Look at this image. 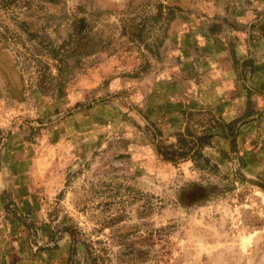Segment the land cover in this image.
Here are the masks:
<instances>
[{
    "label": "rangeland",
    "instance_id": "1",
    "mask_svg": "<svg viewBox=\"0 0 264 264\" xmlns=\"http://www.w3.org/2000/svg\"><path fill=\"white\" fill-rule=\"evenodd\" d=\"M213 35L233 121L175 107ZM0 264H264V0H0Z\"/></svg>",
    "mask_w": 264,
    "mask_h": 264
},
{
    "label": "crops",
    "instance_id": "2",
    "mask_svg": "<svg viewBox=\"0 0 264 264\" xmlns=\"http://www.w3.org/2000/svg\"><path fill=\"white\" fill-rule=\"evenodd\" d=\"M221 10H217V8L213 7L210 10L209 15H214L221 13ZM231 28V27H230ZM233 30V28H231ZM235 34L238 33V30H235ZM221 36L213 35L210 40L211 42L218 44L219 48L223 52V56H217L215 51L214 54L209 58H202L200 56H187L183 63L189 64L190 68L193 70L192 64H197L199 69L203 63L208 67V64H211L212 70L219 69L221 71V76L216 78L213 82L209 83L205 89L208 90H200V86L197 85L199 96L192 97L193 95V81L190 77L181 76L180 84L174 82L173 94L176 95L174 101L177 105L175 107L179 110H191L197 107H212L216 111L218 115H220L223 121H233L240 117L242 113L245 111L246 105L248 103V96L251 91V86H256V80L261 76L260 66L262 62L256 57L250 56L252 59V70L250 71L247 79L241 76V72L239 71V66L241 63L245 61L246 51L245 47L242 46V43L237 41L234 46V54L226 55L227 49L230 47V40H227V43L221 42ZM198 43L195 45V42L189 47L195 51H203L206 48V44L204 47H201L200 39H204L201 37H197ZM205 40V39H204ZM208 40H205V43H208ZM195 41V40H194ZM197 41V40H196ZM236 42V41H234ZM230 52L231 50L228 49ZM233 51V50H232ZM225 58V61H221V59ZM178 75L175 73V76ZM203 81L206 86V81H208L207 73L202 72ZM197 84V82H196ZM192 88V89H191ZM170 92V90H169ZM215 143L213 140L212 144ZM210 147L204 146V149H208Z\"/></svg>",
    "mask_w": 264,
    "mask_h": 264
}]
</instances>
